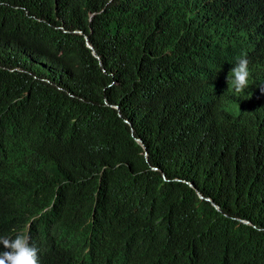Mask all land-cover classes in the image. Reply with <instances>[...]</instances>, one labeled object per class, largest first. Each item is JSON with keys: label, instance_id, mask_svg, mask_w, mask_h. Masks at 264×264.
Returning a JSON list of instances; mask_svg holds the SVG:
<instances>
[{"label": "trees", "instance_id": "16d2710c", "mask_svg": "<svg viewBox=\"0 0 264 264\" xmlns=\"http://www.w3.org/2000/svg\"><path fill=\"white\" fill-rule=\"evenodd\" d=\"M261 89L264 0H0V237L43 264H264Z\"/></svg>", "mask_w": 264, "mask_h": 264}, {"label": "clouds", "instance_id": "9594fccd", "mask_svg": "<svg viewBox=\"0 0 264 264\" xmlns=\"http://www.w3.org/2000/svg\"><path fill=\"white\" fill-rule=\"evenodd\" d=\"M249 61L241 58L227 74V85L236 93L243 92L249 84ZM264 92V89H261ZM0 264H43L41 252L36 245L30 244L27 234H17L14 237H0Z\"/></svg>", "mask_w": 264, "mask_h": 264}, {"label": "water", "instance_id": "95a60500", "mask_svg": "<svg viewBox=\"0 0 264 264\" xmlns=\"http://www.w3.org/2000/svg\"><path fill=\"white\" fill-rule=\"evenodd\" d=\"M85 42H86V47H87L89 50H91V51L93 52V49H92V47L90 46V44L88 43L87 38H85ZM93 56L96 58V54H95L94 52H93ZM136 141H137L140 145L143 146V143L141 142L140 139H137ZM192 186H193V185H192ZM201 198H203L202 195H201ZM213 205L216 207V209H217L218 211H221V210H220V207L217 206L214 202H213Z\"/></svg>", "mask_w": 264, "mask_h": 264}]
</instances>
